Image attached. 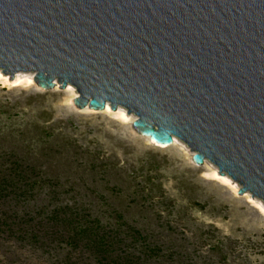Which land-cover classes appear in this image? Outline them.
<instances>
[{"label":"rangeland","instance_id":"374dc122","mask_svg":"<svg viewBox=\"0 0 264 264\" xmlns=\"http://www.w3.org/2000/svg\"><path fill=\"white\" fill-rule=\"evenodd\" d=\"M5 78L0 264H264V202L184 143L154 146L121 108L79 110L71 87Z\"/></svg>","mask_w":264,"mask_h":264},{"label":"water","instance_id":"95a60500","mask_svg":"<svg viewBox=\"0 0 264 264\" xmlns=\"http://www.w3.org/2000/svg\"><path fill=\"white\" fill-rule=\"evenodd\" d=\"M0 72L124 109L264 202V0H0Z\"/></svg>","mask_w":264,"mask_h":264},{"label":"bare ground","instance_id":"6f19581e","mask_svg":"<svg viewBox=\"0 0 264 264\" xmlns=\"http://www.w3.org/2000/svg\"><path fill=\"white\" fill-rule=\"evenodd\" d=\"M15 78H16V77H15ZM15 78H14V79H15ZM14 79H13V80H14ZM11 81H12V80H11ZM4 82H5V83H8V82H9L8 78H5V79H4ZM67 88H68V87H67ZM76 96H77V95L74 94V97H75V98H76ZM106 110H107V111L110 110L108 106L105 108L104 111H106ZM122 116H123V118H124L125 120L127 119V118H125L126 116H124L123 114H122ZM146 138H147V137H146ZM148 140H149V139H148ZM236 190H237V189H236Z\"/></svg>","mask_w":264,"mask_h":264}]
</instances>
